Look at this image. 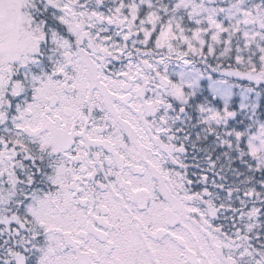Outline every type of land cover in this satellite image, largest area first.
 Instances as JSON below:
<instances>
[{
	"label": "snow or ice",
	"instance_id": "obj_1",
	"mask_svg": "<svg viewBox=\"0 0 264 264\" xmlns=\"http://www.w3.org/2000/svg\"><path fill=\"white\" fill-rule=\"evenodd\" d=\"M0 264H264V0H0Z\"/></svg>",
	"mask_w": 264,
	"mask_h": 264
}]
</instances>
